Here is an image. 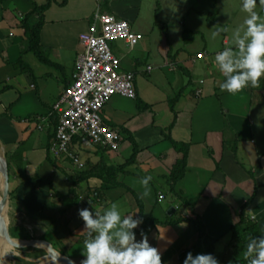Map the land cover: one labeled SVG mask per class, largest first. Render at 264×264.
Here are the masks:
<instances>
[{
    "label": "crops",
    "instance_id": "obj_1",
    "mask_svg": "<svg viewBox=\"0 0 264 264\" xmlns=\"http://www.w3.org/2000/svg\"><path fill=\"white\" fill-rule=\"evenodd\" d=\"M242 3L0 0V139L7 156L21 152L24 161L22 170L10 174L13 237L46 240L81 264L86 233L79 210L94 211L93 204L103 212L116 203L122 218L138 211L135 218L143 219L134 230L138 241L142 229L164 264H183L188 252L207 254L211 245L229 260L230 230L248 201L249 217L264 230V76L258 87L249 85L233 95L220 89L225 78L214 62L217 53L234 48L233 33L239 26L243 36L248 14ZM47 4L40 59L30 50L23 22L37 6ZM98 11L127 21L132 31L143 34L134 47L124 38L111 41L120 70L136 74L137 97L115 94L102 110L104 122L122 135L119 149L85 145L77 138L73 148L79 165L52 151L63 111L55 106L74 82L83 51L80 35L89 30ZM255 11L257 22H264L259 0ZM221 28L224 31L211 39V32ZM36 129L43 135L34 138ZM168 134L189 145L188 168L177 193L171 189L170 173L183 153ZM132 138L139 151L131 162ZM101 163L121 168L119 185L103 190L99 176L80 178ZM148 176L152 179L144 196L141 180ZM195 215L202 217L208 239H200ZM169 219L179 221L160 223ZM43 256L27 259L35 263Z\"/></svg>",
    "mask_w": 264,
    "mask_h": 264
},
{
    "label": "clouds",
    "instance_id": "obj_2",
    "mask_svg": "<svg viewBox=\"0 0 264 264\" xmlns=\"http://www.w3.org/2000/svg\"><path fill=\"white\" fill-rule=\"evenodd\" d=\"M259 3L264 7V0ZM256 6L257 0H243L242 11L248 14L243 36L239 26L233 33L234 48H225L215 55V65L225 78L219 87L233 95L249 85L258 87L264 76V22H257ZM222 31V28L212 31L210 38L215 40ZM151 179L148 176L141 180L144 196L149 194ZM92 208L94 211L82 208L78 212L84 222L82 232L86 233L81 264H164L160 250L150 244L142 229V239L137 240L134 230L143 223L142 218H135L138 211L122 218L116 203L103 212L93 204ZM168 243L173 241L169 239ZM244 255L248 264H264V233L249 239ZM183 264H219V261L211 253L188 252Z\"/></svg>",
    "mask_w": 264,
    "mask_h": 264
},
{
    "label": "built area",
    "instance_id": "obj_3",
    "mask_svg": "<svg viewBox=\"0 0 264 264\" xmlns=\"http://www.w3.org/2000/svg\"><path fill=\"white\" fill-rule=\"evenodd\" d=\"M118 38L126 39L134 47L143 34L132 31L127 21L100 11L96 12L89 30L81 33L83 51L78 57L74 82L55 106L63 107L52 143L56 156L66 154L82 165L73 148L77 138L85 145L119 149L122 135L104 122L102 110L115 94L136 98L137 92L136 74L120 70L121 60L112 50L111 41Z\"/></svg>",
    "mask_w": 264,
    "mask_h": 264
},
{
    "label": "trees",
    "instance_id": "obj_4",
    "mask_svg": "<svg viewBox=\"0 0 264 264\" xmlns=\"http://www.w3.org/2000/svg\"><path fill=\"white\" fill-rule=\"evenodd\" d=\"M47 5L37 6L30 14L24 19V30L25 34L30 40L31 46L30 50L39 56L40 59L43 58V46L41 45V31L45 23L44 12ZM171 140L175 147L178 148L183 156L180 157L176 163L173 165L170 173V184L171 189L177 193V185L184 178L187 168H188V158H189V145L186 143L176 142L169 134L167 136ZM133 143V155L129 161H135L136 156L139 151V146L135 139L132 138ZM9 161V171L12 176L15 168L22 170L24 168V161L21 152H15L14 154H8ZM55 164V160H52ZM121 168H116L113 166H107L105 164L91 165L88 171L82 172L80 178H88L90 176L96 175L102 178L103 185L101 189H107L111 185H119L117 181V175ZM111 184V185H110ZM100 191V190H99ZM250 201L242 206L240 213V221L234 224L230 230V247H232L231 257L228 260L223 254L215 252L214 246L211 245L210 253L213 254L219 263L222 264H248V260L245 259L244 253L246 252L247 244L251 237L259 236L264 233L261 224L249 217L247 213ZM180 219V218H179ZM179 219H169L168 221L160 222L163 224H174L179 221ZM194 224L197 226L199 231L200 239H208V232L205 223L200 215H195L192 218ZM199 247V246H198ZM39 252L42 255H46L44 249H40ZM40 256V255H38Z\"/></svg>",
    "mask_w": 264,
    "mask_h": 264
},
{
    "label": "water",
    "instance_id": "obj_5",
    "mask_svg": "<svg viewBox=\"0 0 264 264\" xmlns=\"http://www.w3.org/2000/svg\"><path fill=\"white\" fill-rule=\"evenodd\" d=\"M2 179V180H1ZM10 171L9 161L5 146L0 139V264H13V260L8 259L6 246L15 248L17 254L20 256L18 250L30 247H39L46 251L36 264H79L76 260L66 254L58 251L50 242L43 239L23 240L15 238L10 233Z\"/></svg>",
    "mask_w": 264,
    "mask_h": 264
},
{
    "label": "rangeland",
    "instance_id": "obj_6",
    "mask_svg": "<svg viewBox=\"0 0 264 264\" xmlns=\"http://www.w3.org/2000/svg\"><path fill=\"white\" fill-rule=\"evenodd\" d=\"M39 120H41V117H40V119ZM40 135H43V132H41L40 130H38V129H36V131L34 132V138L35 137H38V136H40ZM33 138V139H34ZM11 148V145L9 146V149ZM13 233H17V234H19V232H17L16 231V229L15 230H13ZM30 248H32V247H30ZM30 248H28V249H30ZM39 247H37V249H38ZM25 249H27V248H25ZM25 249H22V250H24V251H22L21 249H19L18 250V252H19V254H20V256H15V258H14V260H13V264H32L33 262H31V260L32 259H36L35 257H37V256H35V257H31L30 258V255H33V254H37V255H40V257H41V253L37 250L36 251V253H33V254H25V253H23V252H25ZM40 249V248H39ZM26 258H25V257ZM27 258H30V259H27ZM41 258H37V261L38 260H40ZM37 261L35 262V263H33V264H36L37 263Z\"/></svg>",
    "mask_w": 264,
    "mask_h": 264
},
{
    "label": "bare ground",
    "instance_id": "obj_7",
    "mask_svg": "<svg viewBox=\"0 0 264 264\" xmlns=\"http://www.w3.org/2000/svg\"><path fill=\"white\" fill-rule=\"evenodd\" d=\"M2 180V179H1ZM6 251H7V256H8V259H11L13 260V258L16 256L17 252L15 250V248L11 247L10 245L9 246H6Z\"/></svg>",
    "mask_w": 264,
    "mask_h": 264
}]
</instances>
